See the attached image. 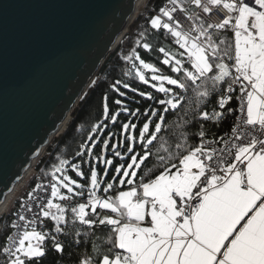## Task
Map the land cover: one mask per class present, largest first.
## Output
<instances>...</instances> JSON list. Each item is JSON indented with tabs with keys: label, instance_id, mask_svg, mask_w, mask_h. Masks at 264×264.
Instances as JSON below:
<instances>
[{
	"label": "snow or ice",
	"instance_id": "snow-or-ice-1",
	"mask_svg": "<svg viewBox=\"0 0 264 264\" xmlns=\"http://www.w3.org/2000/svg\"><path fill=\"white\" fill-rule=\"evenodd\" d=\"M190 3L199 11L189 14L193 21L189 31H183L174 17L177 10L188 12L179 0H168L148 21L152 29L170 34L183 50L159 49L164 57L162 64L177 74L175 77L146 62L135 50L124 56L139 81L163 94L162 99H156L151 92H139L158 107L149 105L143 112L139 108L130 111L122 99H116L114 103L119 107L110 113L107 94L104 96L103 119L110 116L116 122L120 113L128 114V122L121 125L127 134L119 145L127 148L124 155L130 160L116 165L115 173L122 175L112 177L120 185L127 184V190L107 195L114 188L108 182L103 188L105 195L100 197L97 189L102 177L98 165L84 161L90 166V175H86L80 164L71 163L76 176L86 178L87 183L82 184L68 174L70 161L59 159L52 166L51 195L40 206V214L54 221L53 229L38 231L36 218L26 220L19 214L18 221L24 223L11 222L15 231L5 234L0 243V264H40L48 251L46 239L51 240V250L63 253L65 244L59 236L70 235L65 231L69 226L77 229V237H94L91 251L81 254L77 264H264V0ZM213 13L218 21L209 22ZM222 31H230L232 37L220 36ZM142 46L151 48L149 43ZM120 83L117 80L112 87L124 97L125 92L116 87ZM123 87L128 89L130 85L124 83ZM189 93L194 96V107ZM185 100L189 107L184 124L198 125L192 138L199 137V142L189 144V133L181 132L175 154L157 157L159 174L149 169L137 183V170L151 155L149 145L165 129L167 114ZM141 117L144 122L138 129V139L144 148L142 155L135 151L137 137L129 133L138 127L131 120ZM204 122H213L217 127L230 122V128L216 139H205ZM99 131L103 129L94 124L91 132ZM99 139L89 134L75 156L87 153L93 157L92 146ZM103 145L109 146V140L104 139ZM119 145L112 144L111 148L123 159L117 150ZM94 158L113 165L111 158ZM103 172L107 175L109 169L105 167ZM41 187L36 185V189ZM85 189L86 202L70 207L69 220L66 207L54 201L71 202L73 197H83ZM28 196L31 198L33 192ZM99 210L108 211L102 214ZM77 222L86 230L81 232ZM101 227L107 232L97 236L94 229Z\"/></svg>",
	"mask_w": 264,
	"mask_h": 264
},
{
	"label": "water",
	"instance_id": "water-1",
	"mask_svg": "<svg viewBox=\"0 0 264 264\" xmlns=\"http://www.w3.org/2000/svg\"><path fill=\"white\" fill-rule=\"evenodd\" d=\"M136 2L0 0V206L64 129Z\"/></svg>",
	"mask_w": 264,
	"mask_h": 264
},
{
	"label": "trees",
	"instance_id": "trees-1",
	"mask_svg": "<svg viewBox=\"0 0 264 264\" xmlns=\"http://www.w3.org/2000/svg\"><path fill=\"white\" fill-rule=\"evenodd\" d=\"M153 5L156 8L162 7L168 0H151ZM150 15H146L143 18L137 16L134 22L131 24L129 30H127L121 37V41L115 46V48L107 55L105 60L100 65L99 69L95 73V76L92 82L88 85L86 91L82 97L77 102L76 106L71 112L70 119L66 123L64 129L57 133L51 141L44 148L41 155L36 159L35 167L38 169L39 176L50 178L52 166L59 162V159H68L70 161L69 165L66 166L68 174L73 178L79 179L83 184L87 183L85 177H77L75 172L71 169V163L80 164L81 170L90 174L89 163L84 161H90L93 164V158L89 157L87 153L83 157H76L75 153L79 151V145L84 141L88 140L89 134L91 138L100 136V141L102 138L109 136L108 133H114V135L109 136L110 143L109 146L113 144L114 139L120 141L121 137L126 135L122 130V123L128 122V114L120 113L118 115V120L112 122L110 116L105 120L103 119V103L104 96L107 94L109 105V110L115 112L119 107L114 103L116 99H122L123 102L128 105L129 110L140 109L141 112L149 105L152 107H158L152 100H148L146 97H141L139 92H151L156 99H162L163 94L158 93L155 89L151 88L150 84L145 85L131 72V64L124 60V56H127L130 52L135 50V52L140 55L142 59L146 62L154 64L157 68L166 75H177L172 73L168 66L163 65L161 62L162 53L159 52V47H164L167 51L173 52L174 43L169 39V34L165 30H155L152 29L148 23ZM141 33H143V38H141ZM220 36L231 38V32H221ZM137 40H141L140 44H137ZM143 43H149L151 48L146 50L143 48ZM176 50V49H175ZM137 65L139 61H134ZM135 70V69H134ZM125 75V73H129ZM117 80H120L121 83L116 85L120 91L125 92L124 97H120L119 93L115 91L112 85L115 84ZM124 83H129L130 87L125 89L123 87ZM135 88L136 91L133 92L132 89ZM189 98L192 99L194 107V96L189 93ZM230 105L232 103L230 102ZM188 101L185 100L182 102V105L176 110L171 111L167 114V119L165 121V129L158 134L157 139L152 142L148 147V151L151 155L148 157L146 162L142 165L141 169H138V176L134 180L138 183L141 176L145 174L149 169H152L155 174H159L157 171V157L164 156L167 157L169 153L175 154L177 143L181 142V132L189 133V144H195L199 142V137L192 138V133L198 130V125L189 126L184 124L185 110L188 109ZM162 110V109H161ZM190 119V117H187ZM132 123L138 125L137 129H133V135L138 137V129L142 126L144 122V117H141L140 120L133 118ZM94 124H98L103 131L91 132V128ZM180 125L181 127H178ZM229 125L228 123H222L219 127L215 124H208L204 122V127L206 130L205 138H217L221 131ZM154 127V125H153ZM130 131V130H129ZM89 146V145H88ZM135 151H138L139 154L144 152L143 145L139 141L134 142ZM101 149V143L98 142L93 153H99ZM123 151H126L127 148L123 146ZM130 156H127L125 161H128ZM177 162V161H174ZM98 169L101 172L103 166L98 162ZM36 180V177H33L29 180L27 185L21 189L17 195V199L14 200V203L9 207V210L5 214H0V243L3 242V237L10 231L9 221L12 216V211L15 209L18 204L20 196H24L33 182ZM128 187L127 184L118 186L117 183L114 185L112 190H109V193L115 194V191ZM101 187L97 190L103 189ZM87 191V190H85ZM102 214L106 210H99ZM69 220H70V210L68 211ZM77 227L81 232L85 231V227L79 226L77 222ZM75 228L66 227L65 231L70 232V235L61 234V240L65 244L63 253H56L54 250H51V240L46 239L44 246L48 249L46 256L41 260L40 264H77L78 258L81 254L85 252H90L92 247V242L94 237H80L76 236ZM97 236H101L103 233L107 232V228L101 227L94 229Z\"/></svg>",
	"mask_w": 264,
	"mask_h": 264
},
{
	"label": "built area",
	"instance_id": "built-area-1",
	"mask_svg": "<svg viewBox=\"0 0 264 264\" xmlns=\"http://www.w3.org/2000/svg\"><path fill=\"white\" fill-rule=\"evenodd\" d=\"M167 3L168 2H166L164 5H166ZM179 3L184 5V7L188 9V12L184 13V12H181L180 10H177V12L174 13V17L176 20H178L180 22L181 29L183 31H189L191 25L193 24V21L191 19H189V14L194 12V11H199V10L195 9V7L190 3V0H179ZM134 12L135 13L132 16L133 19L136 18L137 16H139V18H143L146 15H150V18H151L152 16L157 15L159 13V8H156L153 5V1H151V0H139L138 2H136V7H135ZM220 18H222V17H220ZM212 21H218L217 15L215 13H213L210 16L209 22H212ZM193 35H195V33H193ZM169 39L174 43V48L176 49V51H183V50L179 49V46L175 43L174 38L171 37L170 34H169ZM160 48L161 47H159L158 49H160ZM163 59H164V57L162 54L161 59H160L161 62ZM238 91H239V89L237 87L236 92L238 93ZM228 106L231 107L233 105L229 104ZM205 123L214 124L213 122H205ZM229 128H230V122H229V125L221 131L219 136L225 135V133L228 131ZM205 139H216V138H205ZM35 162H36V160H35ZM35 162L31 166L30 173L27 176L25 175L26 177H24L23 180H21L19 182V184L17 186V191H16L17 195L19 194L21 189L27 185V183L29 182V180L31 178L36 177V180L33 182L31 187L27 191V193L24 196H20L18 204L16 205L15 209L12 211V216H11V219L9 221V226H10L11 222L18 221L19 214H23L25 216L26 220H31L33 218H36V220H37L36 227H37L38 231H45V230L51 231L54 227V221H52L50 218L43 217L40 214V206L46 204L47 199L51 195L50 182L52 179L39 176L38 169L35 167ZM175 163L178 164V161ZM28 177H29V179H27ZM37 184H41L42 187L39 189H36ZM19 186H20V188H18ZM119 190H127V187L119 189ZM29 192H33V196L31 198H29V196H28ZM64 192H66V191H64ZM97 195L100 197H103L105 195L103 192V189L97 190ZM107 195H109V192L107 193ZM86 200H87V191H85V195L83 197H73V200L71 202H69V201L61 202L58 200H56L54 202L62 203L63 206H65L66 209L69 211L70 207L72 205H74L75 203L86 202ZM21 205H24V207H22ZM29 206L31 207V211L27 210V208ZM87 211H89V213L91 212L90 209H87ZM40 221H43V223H40ZM18 222L21 225H23V223H24L22 221H18ZM14 231H15V229L10 227V231L8 233H12ZM59 239H61L60 236H59Z\"/></svg>",
	"mask_w": 264,
	"mask_h": 264
},
{
	"label": "rangeland",
	"instance_id": "rangeland-1",
	"mask_svg": "<svg viewBox=\"0 0 264 264\" xmlns=\"http://www.w3.org/2000/svg\"><path fill=\"white\" fill-rule=\"evenodd\" d=\"M134 13H135V12H134ZM134 20H135V18H134V19H133V17L130 18L128 24L126 25V28H125L124 33H125L127 30H129V28H130L131 24L134 22ZM122 36H123V35H122ZM121 40H122V39L120 38V39L118 40V42H120ZM117 44H118V43H117ZM173 51H176V50L174 49ZM146 75H148V76L150 77L151 74H150V73H146ZM91 82H92V81H91ZM165 86L168 87L167 84H166ZM129 133L133 135V129H130ZM97 137L100 138V137H101V134H100V136H97ZM97 137H94L93 139H96ZM123 138H124V134H123V136L121 137L120 141H122ZM104 139H108V140H109V143H110L109 136H106L105 138L103 137L101 141H100V139L97 140V143H98V142L101 143V149H100V151H99L98 154H97V153H93V157H92V158H93V162H92L93 165H97L98 162H99L98 160H96V159L94 158L95 156L102 155V156L105 157V158H111V159L113 160V165H105V164H103V163L100 162V164L103 166V169H104L105 167H107V168L109 169V172L107 173V175H105V173L103 172V170L100 172L99 169H98V167H97L98 175L102 177L101 187H105V186L107 185L108 182H112L114 185H116V183H117L118 186H122V185H120L119 180L112 181V177H113V175H122V173H120V174L115 173V166L118 165L119 163L125 162V159H126V157H127L128 155H124V154L127 152V150H126V151H123V150H122V149H123V145H119V142H120V141H118L117 139H114L113 144H118V145H119V147H118L117 150H119V151L122 153V157H123V159H122L121 157H117V156L114 155V152H113V149L111 148V145H110V146H107V147H105V146L103 145V140H104ZM137 141H139L138 137H137ZM139 142H140V141H139ZM96 145H97V144H96ZM96 145H95V146L89 145V146H92V147H93V152H94V149H95ZM136 153L139 154L138 151H136ZM140 154L142 155L143 152L140 153ZM128 160H130V157H129ZM125 166H126V164H125ZM30 170H31V168L29 169V171H28V173L26 174V176L30 173ZM57 175H59V174H57ZM89 175H90V174H89ZM26 176H25V177H26ZM29 177H30V176H29ZM29 177H28L27 179H29ZM27 179H26V180H27ZM74 179H76V178H74ZM77 180H78L79 183H82L79 179H77ZM18 184H19V183H18ZM82 184H83V183H82ZM20 186H21V185H20ZM20 186H19L18 188H20ZM101 187H100V188H101ZM14 190H15V192H14L13 196H11L10 198H8V200L6 201V204H5L4 206H3V204H2V207L0 208V214H5V213H7L8 210H9V207L14 203V200L17 199V193H16L17 189H16V187H15ZM85 190H86V189H85ZM61 191L64 192V191H66V190L62 189ZM109 195H113V194H112V193H109ZM11 203H12V204H11ZM107 211H108V210H106L105 213H107Z\"/></svg>",
	"mask_w": 264,
	"mask_h": 264
},
{
	"label": "bare ground",
	"instance_id": "bare-ground-1",
	"mask_svg": "<svg viewBox=\"0 0 264 264\" xmlns=\"http://www.w3.org/2000/svg\"><path fill=\"white\" fill-rule=\"evenodd\" d=\"M139 0H137V2H138ZM31 168V167H30ZM29 168V169H30ZM29 169H28V171H29ZM28 171H27V173H28ZM26 173V174H27ZM17 186H18V184L16 185V189H17ZM14 192H15V190H13L8 196H7V198H6V201L8 200V198H10L11 196H13V194H14ZM6 201L3 203V206L6 204ZM2 207V205L0 206V208Z\"/></svg>",
	"mask_w": 264,
	"mask_h": 264
}]
</instances>
